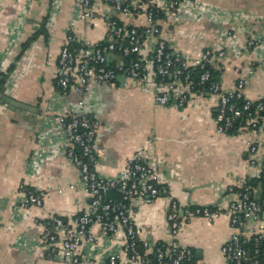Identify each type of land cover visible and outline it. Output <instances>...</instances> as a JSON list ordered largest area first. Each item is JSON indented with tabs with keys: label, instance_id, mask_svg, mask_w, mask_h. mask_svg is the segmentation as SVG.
<instances>
[{
	"label": "crops",
	"instance_id": "1",
	"mask_svg": "<svg viewBox=\"0 0 264 264\" xmlns=\"http://www.w3.org/2000/svg\"><path fill=\"white\" fill-rule=\"evenodd\" d=\"M84 11L92 17L79 18ZM110 18L125 27L146 25L143 16L118 14L101 0L88 6L79 0H0V264H73L50 253L40 237L54 217L71 232L74 218L88 208L89 195L77 165L65 154V134L56 120L79 107L94 124L99 176L115 177L140 152L167 189L150 203L137 202L133 220L139 240L150 245L171 241L166 220L171 200L190 210L218 208L220 214L211 219L183 215L175 239L192 249L193 264H232L222 244L233 233L253 236L258 224L251 219L231 223L226 207L234 193L229 189L257 185L260 170L249 162V148L260 135L217 133L218 97L209 92L182 107L158 104L155 95L170 83L180 91L187 88L171 78L159 81L152 71L146 79L119 74L109 83L89 82L82 94H62L57 58L66 36L104 42ZM159 24L162 37L189 63L205 49L223 50V67L217 69L222 87L232 89L244 75V97L264 96V0H190ZM155 43L154 36L145 38L142 53L151 55ZM20 185L43 193L42 205L21 207ZM90 230L94 243L80 245L82 260L106 264L109 255L117 254L119 262L130 264L121 232L105 233L98 224Z\"/></svg>",
	"mask_w": 264,
	"mask_h": 264
},
{
	"label": "built area",
	"instance_id": "2",
	"mask_svg": "<svg viewBox=\"0 0 264 264\" xmlns=\"http://www.w3.org/2000/svg\"><path fill=\"white\" fill-rule=\"evenodd\" d=\"M118 14L141 15L146 21L143 27L126 28L115 18L107 20L109 36L100 43H82L72 33L66 36L57 58L56 84L62 94L69 90L82 94L89 82L109 83L121 74L134 79H146L152 71L159 81L167 78L180 81L186 91H180L175 84L155 95L160 105L182 107L192 98L205 92L218 97L214 117L217 133L249 130L260 135L249 148V162L259 168V180L255 187L246 186L234 192L226 212L233 225H240L241 219L257 222L254 235L248 237L240 232L233 233L221 246L224 257L232 264H262L261 246L264 245V96L251 100L243 95L245 76L240 75L232 89H225L214 80L209 68L221 69L223 50L205 49L192 62L174 52L171 45L162 37L159 22L176 14L179 7L190 0H101ZM88 6L90 0H79ZM92 17L90 11L81 12L79 18ZM154 36L156 43L151 55L142 53L145 38ZM118 51V52H117ZM203 69L196 82L191 81L192 69ZM249 70L245 75L251 74ZM198 87V88H197ZM81 106L82 101L78 102ZM65 134L64 151L79 170L83 189L89 195L86 211L78 214L71 232L65 230L66 224L54 217L40 240L47 245L50 253L60 254L73 264L91 263L89 258L79 257V247L83 243L90 246L94 238L90 227L98 224L109 234H123L122 252L130 264H193L192 249L180 245L175 239L182 225L183 215L215 218L220 214L218 208L208 206L187 209L175 200L169 203L166 220L169 225L171 241L150 245L140 241L139 226L133 220V212L138 201L150 203L167 189L159 182V174L148 163L142 153L134 155L113 178L99 176L94 167L100 152L93 147L94 124L80 107L56 117ZM259 154V156H258ZM110 195L107 196V191ZM19 205L27 208L42 205L43 193L28 186L20 185ZM65 230V231H63ZM61 232L63 234L61 235ZM252 251V252H251ZM106 264H127L118 261L117 254H111Z\"/></svg>",
	"mask_w": 264,
	"mask_h": 264
},
{
	"label": "trees",
	"instance_id": "3",
	"mask_svg": "<svg viewBox=\"0 0 264 264\" xmlns=\"http://www.w3.org/2000/svg\"><path fill=\"white\" fill-rule=\"evenodd\" d=\"M119 24H121V22L118 21ZM122 25V24H121ZM131 27V26H129ZM126 27V28H129ZM41 31V29L36 32L35 34L37 35L39 32ZM118 52V51H117ZM205 68H209L211 73H212V77L214 80H218V76H219V71L217 69H213L211 67L206 66ZM203 71V69L199 68V67H195L192 69V73H191V81L196 82L197 79L199 78L200 73ZM4 81V76L0 74V86L2 84V82ZM198 88V87H197ZM252 252V251H251ZM260 259L261 262L264 261V245L261 246V253H260Z\"/></svg>",
	"mask_w": 264,
	"mask_h": 264
},
{
	"label": "water",
	"instance_id": "4",
	"mask_svg": "<svg viewBox=\"0 0 264 264\" xmlns=\"http://www.w3.org/2000/svg\"><path fill=\"white\" fill-rule=\"evenodd\" d=\"M110 193H111V192H110V190H108V191H107V196H109V195H110Z\"/></svg>",
	"mask_w": 264,
	"mask_h": 264
}]
</instances>
